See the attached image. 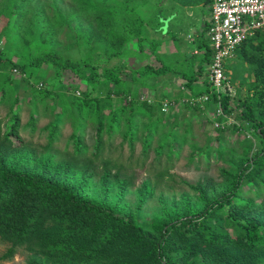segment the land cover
<instances>
[{
	"label": "trees",
	"instance_id": "16d2710c",
	"mask_svg": "<svg viewBox=\"0 0 264 264\" xmlns=\"http://www.w3.org/2000/svg\"><path fill=\"white\" fill-rule=\"evenodd\" d=\"M193 8L204 22L198 57L181 51L170 26L180 9ZM210 9L211 0H0L9 45L0 49V240L10 244L0 261L23 248L22 264H264V32L236 48L235 69L224 67L232 85L243 75L251 81L245 94H209ZM67 75L73 84H64ZM204 94L202 106L183 100ZM218 107L234 123L216 116ZM43 115L52 119L41 128L44 142L25 140ZM196 117L207 148L193 145ZM187 145V164L204 158L207 168L213 156L221 181L180 178L193 194L160 196L148 220L157 181L136 188L114 150L119 158L126 146L140 168L150 160L156 178H172Z\"/></svg>",
	"mask_w": 264,
	"mask_h": 264
},
{
	"label": "rangeland",
	"instance_id": "374dc122",
	"mask_svg": "<svg viewBox=\"0 0 264 264\" xmlns=\"http://www.w3.org/2000/svg\"><path fill=\"white\" fill-rule=\"evenodd\" d=\"M144 15H147L148 12L145 10H142ZM207 18V17H206ZM171 30L173 33H175V36L177 38V41L179 43V47L182 52H185L186 54L190 56H199V53L196 49V43L198 41L199 32L204 28L203 20L201 18V15L197 8H193L191 10L187 9H180V13L177 16V19L172 20L170 22ZM152 37L157 40L162 39H168L167 35H159V34H153ZM204 37L206 38L205 34ZM5 48L9 49L8 43L4 40L3 36L0 34V49ZM98 56L95 55V59L98 60ZM104 58V57H101ZM225 65H229L232 69L236 68V64L233 62V59L227 61ZM45 72V73H44ZM40 77H50L51 71H40L39 73ZM230 76V75H229ZM239 80L236 81V79L232 80L233 86L237 90H239L240 96H243L246 92L247 86L250 85L251 81L243 76H240L238 78ZM64 84H73V81L69 75L66 77H63ZM16 87H18V82L15 83ZM34 82H29L28 85L25 83L22 84V87L18 89L21 96L27 97L29 96V88L33 86ZM31 85V86H29ZM182 83L181 81L177 80L175 81L174 87H181ZM44 87V86H43ZM168 90V89H167ZM185 91H183V95ZM142 92L139 89H135V96L140 95ZM188 99V98H186ZM183 100H181L182 102ZM178 107V106H176ZM180 107L175 110L176 114H180ZM5 115V108H0V118H4ZM30 115V109H28L26 106H24V110L21 112V123L24 124L27 122ZM51 117L44 115L40 117V120L38 122V129L32 136L28 132L25 134H22V137L25 140H31L35 144H42L44 142V136L45 134L41 133V128L44 127L49 121H51ZM200 124V125H199ZM203 124L199 123L198 118L196 117L194 119V128H193V136L191 137L193 139V145L195 147H201L207 148L210 146L211 141L206 142L205 136L201 134L200 127ZM210 127H207V130ZM4 129V128H3ZM71 134V127L67 123L63 131L61 133L60 141L58 144V147L62 150L67 144V140L69 138V135ZM85 140L88 146L92 143V129H88L86 131ZM119 143V140L116 141V144ZM72 148L71 146L68 147L67 152H71ZM191 149L189 146H185V149L182 152V155L180 159L174 162V165L171 167L172 170L169 171L170 174L173 175L172 178L164 176L161 178H156L154 176L155 171L152 167L149 166L150 160L147 161V163L144 166V169L140 168V161L137 160L135 157L131 160L128 159L129 152L128 148L124 146L122 156L118 158L119 151L114 150V153L112 155V160L114 162H117L118 164H122L124 166V171H122V174L126 175H135L134 184L135 187L138 188L141 183L146 178H151L152 181L156 179V191H155V197L153 200L148 204V206L144 210V214L146 215L148 220L154 219V213L159 209L160 203L158 201L160 196H175L178 197V195L183 192L187 191L191 195L193 192L189 191L187 187L183 186L179 180L180 178L188 182L189 184H195L198 181L204 180V179H212L214 181L220 182L221 178L218 174V165L214 162V157L211 156L209 159V166L206 168L204 165L205 161L204 158H202V163H198L197 161L193 162L190 166L187 164V156ZM140 150L137 149L135 156H139ZM132 189L131 194L128 196V199L133 201L134 196L136 193V188ZM10 247V244L4 243L0 240V256L5 253V251ZM27 258L26 252L23 248H18L16 255L13 257L10 261H0V264H22L25 259Z\"/></svg>",
	"mask_w": 264,
	"mask_h": 264
},
{
	"label": "built area",
	"instance_id": "2783aa9c",
	"mask_svg": "<svg viewBox=\"0 0 264 264\" xmlns=\"http://www.w3.org/2000/svg\"><path fill=\"white\" fill-rule=\"evenodd\" d=\"M210 24L208 38L212 58L208 76L209 94L234 97L236 90L227 79L224 67L243 41L257 31L264 32V0H211ZM207 99L208 94H204L196 99L183 100L202 106ZM162 105L168 107L175 103L164 100ZM214 113L224 117L227 124L234 123L232 113L224 114L220 107Z\"/></svg>",
	"mask_w": 264,
	"mask_h": 264
},
{
	"label": "crops",
	"instance_id": "0c3cea01",
	"mask_svg": "<svg viewBox=\"0 0 264 264\" xmlns=\"http://www.w3.org/2000/svg\"><path fill=\"white\" fill-rule=\"evenodd\" d=\"M207 19L210 20V13H208V15H207ZM203 23H204V22H203ZM207 39L209 40V38H208V33H207Z\"/></svg>",
	"mask_w": 264,
	"mask_h": 264
}]
</instances>
